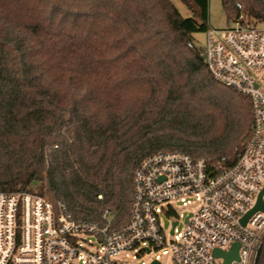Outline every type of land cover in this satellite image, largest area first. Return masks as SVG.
I'll return each mask as SVG.
<instances>
[{"label": "trees", "instance_id": "obj_1", "mask_svg": "<svg viewBox=\"0 0 264 264\" xmlns=\"http://www.w3.org/2000/svg\"><path fill=\"white\" fill-rule=\"evenodd\" d=\"M180 1L191 17L170 0H0V192L62 202L99 225L107 211L118 229L144 158L235 164L249 101L213 79L194 41L208 0ZM221 7L228 21L264 23V0Z\"/></svg>", "mask_w": 264, "mask_h": 264}, {"label": "built area", "instance_id": "obj_2", "mask_svg": "<svg viewBox=\"0 0 264 264\" xmlns=\"http://www.w3.org/2000/svg\"><path fill=\"white\" fill-rule=\"evenodd\" d=\"M204 35L207 71L245 96L252 112V132L235 164L209 165L180 152L144 158L133 173L128 221L118 229L111 228L107 211L106 224L99 225L73 219L62 202L0 192V264H132L144 256L153 259L140 264H163L164 257L171 264H223L214 250L229 252L235 243L238 261L229 264H254L264 211L241 221L264 189V23L241 12L232 26L209 27ZM171 202L194 210L177 214ZM161 216L171 219L169 238Z\"/></svg>", "mask_w": 264, "mask_h": 264}, {"label": "rangeland", "instance_id": "obj_3", "mask_svg": "<svg viewBox=\"0 0 264 264\" xmlns=\"http://www.w3.org/2000/svg\"><path fill=\"white\" fill-rule=\"evenodd\" d=\"M175 8L178 10L179 14L183 18H189L192 16L188 8L180 1V0H170ZM208 24L210 28L213 29H225L227 27L232 26V21H228L225 13L221 7V0H208ZM194 41L197 45H203L205 41L204 33H198L193 35ZM171 206L175 209L177 214L188 215V213L192 212L194 208H183L178 202H171ZM161 223L164 229L166 238H169V231L171 227V219L166 218L165 216H161ZM179 229L183 228V222H180ZM153 259V256H144L141 260L133 262L132 264H140L143 262H150ZM161 262L163 264H171L169 257L161 258Z\"/></svg>", "mask_w": 264, "mask_h": 264}, {"label": "water", "instance_id": "obj_4", "mask_svg": "<svg viewBox=\"0 0 264 264\" xmlns=\"http://www.w3.org/2000/svg\"><path fill=\"white\" fill-rule=\"evenodd\" d=\"M264 193V189L262 190V192L259 194L258 196V201L256 206L249 212L247 213L244 218L242 219L241 223L242 225L245 224L246 220L248 219V217L254 213L257 210H261L264 211V205L261 202V195ZM175 225V223H174ZM238 248H239V244L235 243L231 246V249L229 252H221L220 250H214L213 255L215 257H221L223 259V264H229L232 261H238ZM151 264H160L158 262H153Z\"/></svg>", "mask_w": 264, "mask_h": 264}]
</instances>
